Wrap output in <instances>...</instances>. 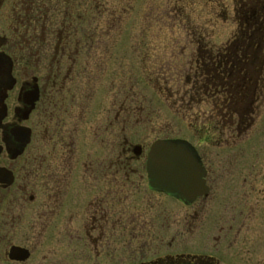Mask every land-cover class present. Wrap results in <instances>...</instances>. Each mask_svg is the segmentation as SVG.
I'll return each mask as SVG.
<instances>
[{
	"label": "flooded vegetation",
	"instance_id": "obj_1",
	"mask_svg": "<svg viewBox=\"0 0 264 264\" xmlns=\"http://www.w3.org/2000/svg\"><path fill=\"white\" fill-rule=\"evenodd\" d=\"M88 1L93 2L95 11L89 13L103 14L105 0ZM209 2L208 27L212 29L207 31L208 40L202 36L206 31L202 33L194 27L195 36L191 35L190 43L187 42L192 45L190 59L194 65L185 68L181 63L179 76L185 80L192 73L198 92L204 87L203 81L215 82L207 92L211 100L198 105L210 106L207 119L220 138L209 142L219 143L223 131L216 130V123H222V130L228 128L232 135L233 131L239 135V128L248 118L245 115L254 114L259 98L264 97V0H234L230 14L227 4ZM54 8L55 0H0V264H235V258H243L244 252L237 256L235 252L215 248L157 253L152 257V237H147L151 232L146 220L138 225L135 218L122 217L125 208L121 201L128 198L130 188L141 186L144 177L147 192L164 193L149 189L145 170L138 168L145 152L142 144L121 150L119 147L109 159L87 153L89 133L100 136L108 125H87L86 115L97 112L98 104L95 101L89 107L83 105L82 92L72 86L78 65L76 60H67L73 57L66 51L73 48L78 53L77 50L88 48L71 45L65 51L60 43L44 42L43 36L52 30ZM68 17L71 18L70 12ZM219 19L229 26L226 25L228 34L224 40L216 43L213 39L217 38ZM38 34L42 37H35ZM176 46L181 60L185 55L188 58L184 47ZM115 81L111 80L113 113L118 107ZM101 85L104 83H95L89 96L101 95L103 90L97 91ZM233 113L239 118H235L234 127H227L228 122L232 124ZM118 115L119 107L111 122L113 138L118 132ZM225 116L229 119L224 120ZM135 146L141 148L139 154L134 152ZM195 149L205 168L209 194L215 175L207 168L197 146ZM124 159L131 163L127 170L121 169ZM135 159L139 161L132 165ZM237 173L243 186L250 183V190L258 189L256 180L262 176ZM253 194L249 193L248 198ZM207 195L189 204L174 200L190 207ZM73 223L79 226L78 231ZM128 224L134 226L130 233ZM120 231L125 235L122 242ZM61 235L68 237L62 246L58 244ZM213 239L215 244L221 243L220 237ZM235 240L233 237L232 241ZM156 241L155 246H161L163 239ZM72 242L79 244V249L72 250ZM89 252L93 260L90 262ZM134 255L139 258L133 259Z\"/></svg>",
	"mask_w": 264,
	"mask_h": 264
},
{
	"label": "rangeland",
	"instance_id": "obj_2",
	"mask_svg": "<svg viewBox=\"0 0 264 264\" xmlns=\"http://www.w3.org/2000/svg\"><path fill=\"white\" fill-rule=\"evenodd\" d=\"M81 1L83 0H75V4L72 0L66 14L64 2L56 5L54 17L51 18L52 30L45 33L43 38L45 43H81L88 48L77 50L78 54L70 48L68 51L74 57L67 59L73 63L76 60L78 65L73 72L75 77L72 86H76L79 93L82 92L80 95L83 105L89 107L94 105L95 101L98 104L97 112L91 116L86 115L87 125L92 124L95 127L99 122L102 123L100 127L108 125V129L100 136L88 132L87 153L90 156L109 159L119 151V147L121 150L122 147L139 143L146 151L155 138L165 135L183 137L196 144L207 168L215 175V179L210 181L211 192L190 207L182 206L164 194L147 192L144 177L141 186L130 188L128 198L121 201V207L125 208L122 217H128V220L135 218L138 225L142 219L146 220L151 232L147 237H152V257L157 253L196 252L219 248L228 250L229 253L235 252L237 256L241 252L246 254L243 258H235V264H264V97L259 98L257 111L251 115L253 122L248 128L243 129L239 135L235 131L232 135L226 128L222 130V140L219 143H211L209 141L212 139L205 137L208 133L197 130L206 123V113L210 106L204 103L193 106V112L199 114L193 124L196 127L193 128V125L188 124V120L182 117L179 97H160L149 80L156 72L163 77V72L170 68L165 75L169 81H174H171L169 86H174L172 90L179 89L176 80L180 78L178 69L181 63L185 68L194 65V60L190 59L193 49L189 44L191 34L188 29L199 27L203 32L212 29L208 27L211 17L209 0H186L183 10L186 19H183V22L178 20L181 11L176 0H105L102 6L103 14L98 16L94 14L93 2L85 0L81 5ZM212 1L227 4L228 14L232 13L234 0ZM119 4H124L125 7L120 8ZM92 10L94 12L89 13ZM69 12L82 18L69 21V17H66ZM117 15V23L114 24V17ZM62 19L63 22L66 20L69 30H64ZM226 25L229 26V23L221 19L216 21L217 38L213 39L214 42L224 40L228 34ZM202 36L208 40V32ZM35 37L42 36L38 34ZM177 44L184 47V53L188 54V58L185 55L183 61L179 58L180 50L175 49ZM149 52L152 55L150 60ZM175 59L179 61L176 62ZM112 79L116 80L114 88H117L119 107L118 132L114 138L111 134V122L118 107L113 113ZM97 82L104 83V86L101 85L97 90H103V93L89 96L95 90L93 88ZM105 82L108 83L107 87ZM66 113L69 114V109ZM65 120L69 121L67 115ZM99 138H102L103 142ZM122 154L124 152H121ZM134 164L137 165V162ZM138 168L144 170L143 157ZM240 171L247 172L248 175L262 176L256 180L258 189L250 190V183L247 187L243 186L242 178L236 174ZM251 180L247 179V182ZM249 193H254L251 199L248 198ZM78 195L79 192L74 194ZM73 224L78 231L77 223ZM132 224L127 225L129 233L133 231ZM60 237L58 244L62 246L67 243L68 237ZM119 237L122 242L124 233L120 231ZM214 237H220L221 243L215 244ZM233 237L237 240L232 241ZM161 238L162 245L156 247V240ZM54 239L49 240L53 243ZM59 248L64 250L63 247H56L57 250ZM71 249H79V244L72 242ZM91 258L89 252L87 261H93ZM120 258L122 263V256ZM134 258L139 257L134 255Z\"/></svg>",
	"mask_w": 264,
	"mask_h": 264
},
{
	"label": "water",
	"instance_id": "obj_3",
	"mask_svg": "<svg viewBox=\"0 0 264 264\" xmlns=\"http://www.w3.org/2000/svg\"><path fill=\"white\" fill-rule=\"evenodd\" d=\"M133 150L139 154L141 148L135 146ZM145 172L151 190L165 192L185 204L208 192L204 180L205 168L195 148L184 139L153 141L147 151ZM13 250L25 252L18 248Z\"/></svg>",
	"mask_w": 264,
	"mask_h": 264
},
{
	"label": "trees",
	"instance_id": "obj_4",
	"mask_svg": "<svg viewBox=\"0 0 264 264\" xmlns=\"http://www.w3.org/2000/svg\"><path fill=\"white\" fill-rule=\"evenodd\" d=\"M71 1L72 0H55V6L58 5L60 2H64L65 7H66L67 4L70 3ZM120 1H122V0H120ZM176 1L178 2V6L180 7L179 11H181L180 14H178V20H181L183 22V19L184 20L186 19L185 13L183 12L186 0H176ZM74 3L76 4L75 0H74ZM80 4L82 5V2H80ZM119 5H120V8L125 7L124 4H119ZM66 10H68V7L65 8V11ZM120 16H122V15L120 14ZM74 18L77 20H78V18H79V20L81 19V17L71 15V18H68V20L69 21L70 20L75 21ZM120 18L121 17H119V19ZM117 19H118V15L114 17V24L117 23ZM77 22H79V21H77ZM61 25L65 28L64 30H69L67 23H66V20L63 22V19H62ZM82 29H83V26H82ZM188 31L190 32L191 35L195 36V31H196L195 28L191 27ZM202 33H203V31H202ZM71 34H74V33H71ZM70 37L68 39H70ZM62 45H64L65 51H66V47L71 46V44H66V43H63ZM77 46H82V44L80 43ZM66 52L68 53V56L70 57V53L68 52V50ZM75 54H78V53H75ZM179 55L181 56V53ZM71 56H73V55H71ZM180 56H179V58H180ZM151 57H152V55L149 52L148 59L149 60L152 59ZM175 61L178 62L179 60L175 59ZM169 71H170V68L165 70L163 72V77H161L159 75V73L156 72V75L154 77L149 76L150 77L149 80L151 81V84L153 85L157 94L161 95L160 97H162L163 95H166L167 99L170 98V96L175 97L177 95L179 97L178 101L180 102L179 104H180V110H182V113H181L182 117L183 118L185 117L188 120V124H190L192 126L194 124V122L197 120V118H199V114L197 115L196 112H193V110H192L193 106L198 104L200 101L202 102L204 100H211L210 97H207L208 96L207 92H208V88H210V86L215 82L214 81H208V80L203 81L202 85L204 87L200 88L201 90H199V92H198L197 87H196V81H194V79H192L193 75H192V73H190L187 77H185V80H181V78H178V80H176V82L179 83V89H173L172 90V88H174V86L172 88H170L169 84L171 81H174V80L169 81L168 76L165 75ZM178 71H180V69H178ZM179 73L180 72H178V77H180ZM176 77H177V75H176ZM181 85H184V86L182 87ZM163 97H165V96H163ZM190 110L192 111V113H190ZM194 114H196V115H194ZM232 116H234V118H231L232 124L230 125L229 122L227 121L228 122L226 124L227 127H230V126L234 127L235 118L238 116L234 113L232 114ZM245 117H248V118L244 121V123L239 128V134L243 131V129L248 128L252 124L251 115H245ZM228 119H229L228 116H225L224 120H228ZM195 127H196V125H193V128H195ZM215 127H217L216 130H221V132H222V123H216ZM197 130H202V132L204 131V132L208 133L209 135H206L205 137H208L210 139L220 138L219 137L220 135L218 133H214L212 122L210 121V119L206 118V123H204V125L199 127ZM216 134H217V137H216ZM163 137H173V136L165 135ZM138 161H139V159L133 160L132 165ZM128 163L129 162L127 161V159L122 160L121 161V169H125V170L129 169L130 168L129 166L131 165V163H129V165L127 166Z\"/></svg>",
	"mask_w": 264,
	"mask_h": 264
}]
</instances>
